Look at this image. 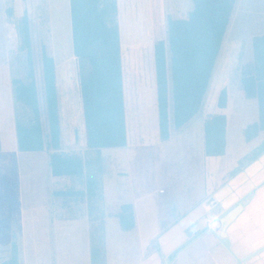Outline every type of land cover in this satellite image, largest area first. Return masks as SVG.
I'll list each match as a JSON object with an SVG mask.
<instances>
[{"label": "rangeland", "instance_id": "rangeland-1", "mask_svg": "<svg viewBox=\"0 0 264 264\" xmlns=\"http://www.w3.org/2000/svg\"><path fill=\"white\" fill-rule=\"evenodd\" d=\"M13 1L0 0V139L4 140V145L0 140V263L10 259L13 250L16 249L20 264H91L89 241L93 224L87 203L72 202L71 207L63 213L59 201L53 196L54 191L74 186L73 179L51 175L48 150L28 153H22L19 149L14 152L9 151L14 144L9 127L15 121L12 80L13 76L23 77L27 72L26 53L19 52L21 37L17 25L27 13L41 108L44 109L42 53L46 50L49 55L54 56L56 62L62 147L67 151L78 152L84 158L96 156L94 151L86 150L84 143L69 0H65L66 4H63L61 9L55 5L54 9L57 12L60 10L59 13L54 12L50 7L52 0H23L26 7L12 6ZM56 1L62 3V0ZM144 2L140 3L143 6L139 11L138 6H135L136 10L131 13L122 11L119 22L123 38L122 52L144 54L148 58L153 45V28L152 14L144 6ZM162 6L161 15L165 25L170 17H187L192 10V1L164 0ZM11 7L16 8L13 16L9 15ZM247 9L250 13L251 9L249 7ZM235 10L236 8L233 10L225 33L226 45L222 51V58L227 59L225 69L231 70L235 67L233 71H238L242 65L254 60V51L252 43L244 46L231 41L235 38L234 20L237 17ZM251 12L257 22L262 21V15L264 18V14H261L264 10L258 7H252ZM248 17L251 20V17ZM241 48L244 51L242 54ZM217 64L219 65V59L201 110L171 142L135 148L101 149L102 164L110 172L113 169L114 172L123 169L130 172L129 177L108 179L105 185L104 207L111 248L120 243V239L116 236L118 221L113 213L117 212L116 206L119 202L125 203L131 198L132 191L128 190V187L140 181L149 190L154 187L157 190L166 189L164 196L170 194L174 187L179 189L181 194L183 193L180 198L188 196L189 200L196 201L203 196L205 189H202L200 178L204 169L201 135L204 133V119L207 112L216 107L215 101L219 95L215 90L218 84ZM219 68L221 69L220 65ZM227 91L226 100L232 102V112L228 116L226 127L227 155L224 160L227 164L235 162L241 166L246 163L248 156L259 146L261 138L264 137L260 135L255 141H247L244 134L245 128L259 118V103L256 98H248L245 95L241 79L236 73L231 74ZM146 106L143 104V112ZM43 123L46 131L44 114ZM148 130L150 131V127ZM216 182L218 177L210 181L212 184ZM204 184L209 182L205 181ZM76 186L81 187V184L77 183ZM44 207L53 213L54 217L60 213L62 216L65 215V223L55 221L50 226L47 222L48 212ZM23 215L24 222H22ZM76 215L78 218L69 220ZM25 224L27 226L23 231Z\"/></svg>", "mask_w": 264, "mask_h": 264}, {"label": "trees", "instance_id": "trees-1", "mask_svg": "<svg viewBox=\"0 0 264 264\" xmlns=\"http://www.w3.org/2000/svg\"><path fill=\"white\" fill-rule=\"evenodd\" d=\"M191 1L192 10L187 17H170L164 25L159 0H153L154 63L162 141H169L201 110L236 2ZM69 2L84 143L86 150L94 151L96 156L84 158L80 153L62 147L57 69L53 56L46 50L42 53L44 109L41 108L26 14L18 21L17 30L21 37L19 52L26 53L27 72L23 77L13 76L12 80L17 145L20 151L48 150L53 175L70 177L81 184L79 189L72 187L60 195L65 197L67 207H71V200L87 203L93 224L91 264H106L100 151L127 145L117 0ZM9 15L13 16L12 9H9ZM253 51L254 60L243 67L241 74L245 95L256 98L259 103L258 120L244 130L247 141L264 133V35L253 38ZM218 104L225 107V91L220 94ZM204 130L206 155H222L226 145V116H208ZM263 152L264 139H261L246 163ZM118 216L124 230L133 228L131 204L122 205ZM0 264H20L17 250L14 249L10 259Z\"/></svg>", "mask_w": 264, "mask_h": 264}, {"label": "crops", "instance_id": "crops-1", "mask_svg": "<svg viewBox=\"0 0 264 264\" xmlns=\"http://www.w3.org/2000/svg\"><path fill=\"white\" fill-rule=\"evenodd\" d=\"M143 1H145L143 3L144 6L152 14L153 28V0H117L118 21H120L119 18L122 11L131 13L136 10L137 6L139 11L143 6L140 3ZM13 2L12 6L22 5L26 7L23 0H14ZM163 2L164 0H159L162 10ZM63 4H66L65 0H62L61 4L60 1L52 0L50 7H52L54 12H57L54 9L55 5L58 9H61ZM248 7L251 10L252 7L264 10V0H236L234 5V8H236L235 14H237L234 20L235 38L231 40L235 44L246 46L248 43H252L253 45L254 37L264 35L263 15L261 17L262 21L257 22L253 19L251 10V14L249 13ZM10 9L13 12L16 11V8L11 7ZM248 16L251 17V20ZM120 38L122 50L123 38L121 33ZM225 45L226 41L224 42L223 40L222 50L220 49L217 58L221 69L217 64L218 84L215 86V90H217L219 95L217 100L215 99L216 107L207 112L205 119L210 115L223 114L226 116L227 127L228 116L232 112V102L230 103L227 99L225 107L221 108L218 104L219 97L223 91L228 96L227 84L231 74L235 75L236 73L241 79L242 69L245 65H242L238 71H233L235 67L231 70L225 69L227 59L222 58V51ZM150 50L151 55L148 58L144 54L136 55L122 52L127 126V145L124 147L135 148L137 146H148L149 144L161 145L165 142L169 143L178 133L173 134L169 141H162L160 138L153 45ZM240 53H244L242 48ZM208 89L207 92H209ZM11 92L13 94V84ZM143 104L147 105L144 112L142 111ZM149 127L150 131L148 130ZM9 132L12 133L11 136L15 144L9 151L14 152L18 150L15 121L9 127ZM262 136H264V133L261 134ZM257 138L251 141H255ZM261 139H264V137ZM0 140L1 144L4 145V140ZM201 145L204 158V169L200 177L202 189H205L203 196H200V199L198 198L196 201L189 200L188 196L180 198L183 193L181 194V191H178L179 189L177 190L175 187L170 194L164 196L166 189L160 188L157 190L154 187L149 190L140 181L134 186L128 187L127 189L132 191L131 198L125 203L119 202V205L116 206V211L119 213V208L122 204H131L133 207L134 226L130 230H124L121 227L118 214L116 215L117 212L113 213L118 221V235L116 236L120 239V243L118 242L113 248L110 246L107 235L108 228L104 207L106 203L105 185H107L108 179L129 177L130 172L124 169L120 172H114L113 169L110 172L106 166L101 165L99 174L103 196L106 264H264V152L256 159L245 163L242 169L239 170V164L235 162L227 164L224 160L227 155L226 149L222 155H206L204 149L205 130L203 135H201ZM100 154H102L101 151ZM51 175L53 177H66L55 176L52 170ZM215 177H218V182L215 184L210 183ZM205 181L209 182V184H204ZM73 185L72 187H77L75 181ZM70 188H62L53 192L54 199L59 201L63 213L70 207L66 206L65 197H61L60 194ZM79 188L77 187L76 189ZM191 189H193L192 185ZM246 197L249 198L247 204L226 229L229 240L227 245L217 234L218 219L223 213ZM72 202L76 201L71 200L70 204ZM45 210L48 212L47 222L50 226L55 221L65 223V215L62 216L60 213L57 217H54L53 213H50L47 208ZM75 218H78V215L72 216L69 220H74ZM23 220L25 221L24 215L22 222H24ZM25 226L27 225H24L23 231L26 229ZM202 231L203 233L199 237L190 241Z\"/></svg>", "mask_w": 264, "mask_h": 264}, {"label": "water", "instance_id": "water-1", "mask_svg": "<svg viewBox=\"0 0 264 264\" xmlns=\"http://www.w3.org/2000/svg\"><path fill=\"white\" fill-rule=\"evenodd\" d=\"M249 197V196H248ZM243 198L238 204H236L234 207L227 210L225 213H223L218 221H219V227L217 229V234L222 238V240L225 242V244H229V240L227 238V232L226 229L231 224L237 215L242 211L243 207L247 204L249 198ZM203 233H198L194 238H192L190 241L194 240L195 238L199 237ZM189 241V242H190ZM187 244V243H186ZM185 244V245H186Z\"/></svg>", "mask_w": 264, "mask_h": 264}]
</instances>
